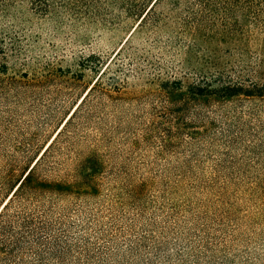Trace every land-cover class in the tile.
I'll list each match as a JSON object with an SVG mask.
<instances>
[{"label": "rangeland", "instance_id": "obj_1", "mask_svg": "<svg viewBox=\"0 0 264 264\" xmlns=\"http://www.w3.org/2000/svg\"><path fill=\"white\" fill-rule=\"evenodd\" d=\"M152 1L0 0V206L3 176L35 159L104 70L120 87L97 106L104 133L82 145L106 160L102 190L51 210L60 254L39 264H264V96L183 99L197 64L254 69L264 39L149 32L138 23Z\"/></svg>", "mask_w": 264, "mask_h": 264}, {"label": "trees", "instance_id": "obj_2", "mask_svg": "<svg viewBox=\"0 0 264 264\" xmlns=\"http://www.w3.org/2000/svg\"><path fill=\"white\" fill-rule=\"evenodd\" d=\"M144 25L155 34L175 29L181 35H190L191 44L209 43L205 32L216 27L234 35L235 43L240 44L238 35H244L246 30L251 35L257 30L264 39V0H153L138 23V27ZM155 42H160L159 38ZM247 67L241 70L211 61L197 64L195 69L201 77L186 86L183 99L201 102L263 97L264 80L257 81L255 77L264 76V58L256 68ZM104 74L105 70L35 159L19 174L12 170L3 176L1 184L7 197L0 206V264H39L49 254L58 256L60 238L56 223L49 219L51 210L64 200L77 202L100 194L106 160L98 148L83 150L82 145L92 133H104L97 106L106 99L121 97L118 81L111 78L106 85ZM167 83L161 82L160 91L170 97L175 92Z\"/></svg>", "mask_w": 264, "mask_h": 264}]
</instances>
